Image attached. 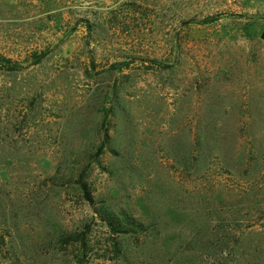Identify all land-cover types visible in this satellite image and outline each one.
<instances>
[{
    "label": "rangeland",
    "instance_id": "1",
    "mask_svg": "<svg viewBox=\"0 0 264 264\" xmlns=\"http://www.w3.org/2000/svg\"><path fill=\"white\" fill-rule=\"evenodd\" d=\"M263 30L264 0H0V264H264Z\"/></svg>",
    "mask_w": 264,
    "mask_h": 264
},
{
    "label": "trees",
    "instance_id": "2",
    "mask_svg": "<svg viewBox=\"0 0 264 264\" xmlns=\"http://www.w3.org/2000/svg\"><path fill=\"white\" fill-rule=\"evenodd\" d=\"M261 38L264 40V30L261 33ZM83 186L86 191V197L90 199V193L87 190L86 185L83 184ZM98 215L107 225L109 230L115 234H129L131 232L143 231L146 228L142 222L127 213L117 214L109 209L101 208L99 209ZM72 241L76 242L75 239H72Z\"/></svg>",
    "mask_w": 264,
    "mask_h": 264
}]
</instances>
